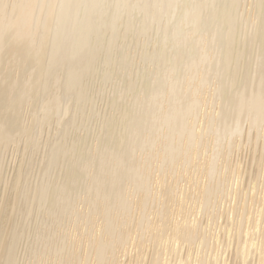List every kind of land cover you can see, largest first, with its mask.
I'll list each match as a JSON object with an SVG mask.
<instances>
[{
    "label": "bare ground",
    "instance_id": "obj_1",
    "mask_svg": "<svg viewBox=\"0 0 264 264\" xmlns=\"http://www.w3.org/2000/svg\"><path fill=\"white\" fill-rule=\"evenodd\" d=\"M0 264H264V0H0Z\"/></svg>",
    "mask_w": 264,
    "mask_h": 264
},
{
    "label": "rangeland",
    "instance_id": "obj_2",
    "mask_svg": "<svg viewBox=\"0 0 264 264\" xmlns=\"http://www.w3.org/2000/svg\"><path fill=\"white\" fill-rule=\"evenodd\" d=\"M13 169V168H12ZM12 174V171L10 172V175Z\"/></svg>",
    "mask_w": 264,
    "mask_h": 264
}]
</instances>
